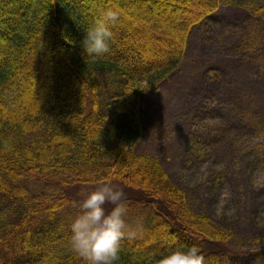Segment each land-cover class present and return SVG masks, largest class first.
Segmentation results:
<instances>
[{"label":"trees","instance_id":"16d2710c","mask_svg":"<svg viewBox=\"0 0 264 264\" xmlns=\"http://www.w3.org/2000/svg\"><path fill=\"white\" fill-rule=\"evenodd\" d=\"M50 2L0 0V264H84L70 246L69 225L82 201L72 194L76 188L94 190L104 179L130 192L129 229L117 264H156L159 255L176 243L198 245L205 264H230L232 252L223 242L224 231L208 214L191 210L186 188L174 183L158 160L135 151L143 135L141 98L182 72L194 27L225 6L246 11L252 20H264V0H201L203 6L192 11L194 16L180 15L174 26H168L163 62L147 68L132 66L144 59L142 49L147 48L133 46L137 39L129 30L114 35L108 53H84L83 34L100 6L84 10V0H53L54 6ZM137 2L142 0H130ZM143 18L137 21L144 32L163 33L162 26ZM121 20L130 28L136 22L126 16ZM125 36L132 44L126 45ZM62 44L75 52L62 51ZM42 57V65L33 68ZM213 67L210 72L219 80L222 71ZM46 74L51 85L43 95L38 89L24 92L33 75ZM40 84L45 86L43 80ZM37 100L41 109L34 113ZM249 123L242 118L239 122L245 131L253 130ZM227 151L230 162L243 165L237 175L244 180L248 169L255 174L264 164L263 154L255 158L253 168L245 165L247 156L234 153L235 146L228 145ZM213 172L208 179L215 191L228 172ZM106 207L110 210L112 205ZM158 233L170 239L141 245V237L157 239ZM123 241L128 243L122 245Z\"/></svg>","mask_w":264,"mask_h":264},{"label":"rangeland","instance_id":"374dc122","mask_svg":"<svg viewBox=\"0 0 264 264\" xmlns=\"http://www.w3.org/2000/svg\"><path fill=\"white\" fill-rule=\"evenodd\" d=\"M200 1L142 0L131 4L130 0H84L81 8L115 4L128 21L134 18L138 22L147 16L162 26V34L147 30L145 33L140 22L130 28V24L120 20L113 29L114 35H118L119 30L123 33L131 31L137 39L133 46L147 48L142 49L144 59L136 60L132 65L147 68L163 62L165 50H168V26H174L180 15L194 16L192 11L203 6ZM50 3L54 6L53 0ZM52 10L54 13V8ZM43 41L41 39L40 43ZM124 42L130 45L132 39L128 41L125 36ZM60 49L71 55L75 52L65 44ZM262 56L264 20H252L249 13L239 8L222 7L204 25L192 29L182 72L141 98L143 135L135 151L158 160L170 179L186 188L191 210L208 214L213 224L224 231L227 239L223 242L232 252L230 264H264V164L257 166L255 174L248 169L247 180H244L237 175L243 165L230 162L227 151L228 145L235 146L234 153L247 156L245 165L253 168L255 158L262 154L264 157ZM43 61L42 57L37 65L34 62L33 68H39ZM214 65L222 71L220 76L217 75L219 80L210 72L216 68ZM47 76L33 75L24 92L29 94L38 89L43 95L51 85ZM41 80L45 86L40 84ZM40 107L41 100H37L32 110L36 113ZM241 118L242 121L249 120L253 130H243L239 124ZM213 171L228 172L225 182L215 191L208 179ZM92 190L76 188L72 195L82 200ZM124 192L128 198L130 192ZM136 233L141 234L139 230ZM163 236L162 233L157 239L141 237V245L150 246L170 239V236ZM127 243L123 241L122 245Z\"/></svg>","mask_w":264,"mask_h":264},{"label":"clouds","instance_id":"9594fccd","mask_svg":"<svg viewBox=\"0 0 264 264\" xmlns=\"http://www.w3.org/2000/svg\"><path fill=\"white\" fill-rule=\"evenodd\" d=\"M122 15L115 4L99 9L81 40L87 56H102L110 51L113 29ZM125 195L122 189L104 179L79 203V211L69 225L70 246L84 264H117L120 260L121 241L129 229ZM108 204L112 205L110 210ZM156 264H205V255L196 244L176 243L159 255Z\"/></svg>","mask_w":264,"mask_h":264},{"label":"bare ground","instance_id":"6f19581e","mask_svg":"<svg viewBox=\"0 0 264 264\" xmlns=\"http://www.w3.org/2000/svg\"><path fill=\"white\" fill-rule=\"evenodd\" d=\"M108 1L104 2V3H107Z\"/></svg>","mask_w":264,"mask_h":264}]
</instances>
